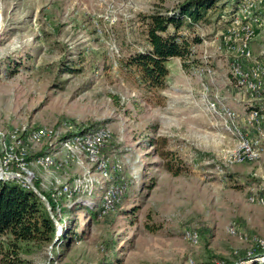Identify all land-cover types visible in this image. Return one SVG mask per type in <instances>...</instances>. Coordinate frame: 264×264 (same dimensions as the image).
<instances>
[{
    "label": "rangeland",
    "instance_id": "rangeland-1",
    "mask_svg": "<svg viewBox=\"0 0 264 264\" xmlns=\"http://www.w3.org/2000/svg\"><path fill=\"white\" fill-rule=\"evenodd\" d=\"M172 5L0 0V129L46 128L53 141L85 126L109 133L98 154L105 177L85 158L79 164L62 153L55 155L57 170L28 168L40 194L42 184L56 186L83 175L93 181L84 186L91 194L59 197L69 211L60 222L54 218L61 229L56 227L53 245H19L24 252L17 250V256L27 264L264 262V153L257 149L249 160H232L236 138L209 114L206 99H222L245 137L258 136L244 122L249 108L229 84L224 59L206 49L211 78L200 60L201 39L210 42L215 28L241 32L230 29L234 22L244 32H264V0H241L230 17L196 26L189 33L200 39L191 48L194 64L181 68L176 58L164 62L163 101L155 104L120 68V60L142 44L140 17ZM230 8L226 3L225 10ZM262 48L264 37L250 44L254 56ZM160 138L180 162L176 176L163 169L164 160L148 145L149 140L160 145ZM48 144L27 145L26 153L48 152ZM53 144L58 151L59 143ZM107 190L112 194H103ZM90 208L98 213L94 218L87 216ZM64 228L69 233L62 237Z\"/></svg>",
    "mask_w": 264,
    "mask_h": 264
},
{
    "label": "trees",
    "instance_id": "trees-1",
    "mask_svg": "<svg viewBox=\"0 0 264 264\" xmlns=\"http://www.w3.org/2000/svg\"><path fill=\"white\" fill-rule=\"evenodd\" d=\"M158 1L160 3L173 1V5L169 8L160 6L140 17L142 44L138 48L126 50V54L121 56L120 68L135 77L149 100H153L155 104H162L163 97L159 93L164 88L167 76L164 62L176 58L181 68L188 66L187 63L194 64L191 48L198 45L200 39L193 33L189 36V33L195 32L196 26L207 25L211 20H219L221 16L230 17L241 0H223L222 4H218L221 0ZM226 3L231 5L229 12L225 10ZM95 128L85 126L77 133L88 132ZM159 142L160 145H156L155 140H149L148 145L153 149L154 155L164 160L163 169L173 176L178 175L182 171L180 162L165 149V138H160ZM45 153L46 151L40 152L36 156ZM41 195L48 203L54 218L60 222L61 217L69 209L62 206L61 198L54 201L50 194L41 192ZM74 207L80 209L87 206L75 203ZM97 214L93 210L87 216L94 218ZM56 231L44 202L30 189L21 188L13 181H0V264H27L17 256V250H23L19 245L51 244L55 239ZM68 233L64 228L62 237ZM57 239L55 245L59 243L61 236ZM253 264H264V262Z\"/></svg>",
    "mask_w": 264,
    "mask_h": 264
},
{
    "label": "built area",
    "instance_id": "built-area-1",
    "mask_svg": "<svg viewBox=\"0 0 264 264\" xmlns=\"http://www.w3.org/2000/svg\"><path fill=\"white\" fill-rule=\"evenodd\" d=\"M232 27L241 26H234L231 23L230 29ZM262 37L264 32H214L210 42L201 39L200 60L204 65L206 76L211 78L212 75L211 69L206 66L207 60L211 57L206 49L212 47L214 52L225 61L229 84L240 96L241 101L248 105L249 109L244 115V122L249 127H253L258 136L253 140L245 137L236 126L234 112L222 102V99L214 95L205 100L209 114L221 119V128L234 134L236 138L235 148L231 153L232 160L235 162L257 156L255 152L257 149L264 153V49L259 51L258 56H254L250 50L253 40ZM52 138L51 130L46 128L29 129L24 126H15L8 130L0 129V181H13L21 188L30 189L29 184L33 185L32 182L37 177L28 168L57 170L61 164L56 162L55 155L59 153H62L66 159L79 164L85 158L90 164L96 166L100 178L107 175L106 164L98 160L100 149L109 139L106 129L100 127L88 132H76L57 137L54 141ZM41 141H49L48 152L40 156H29L25 147L36 145ZM55 142L59 143V147L58 151L53 152ZM92 181L93 179L88 175H83L69 183L56 186L42 184L41 189L56 201L59 197L72 198L74 194H91L89 190L84 189V186ZM103 194H112V192L107 190ZM259 202L261 203V200ZM56 211L59 212L58 209Z\"/></svg>",
    "mask_w": 264,
    "mask_h": 264
},
{
    "label": "water",
    "instance_id": "water-1",
    "mask_svg": "<svg viewBox=\"0 0 264 264\" xmlns=\"http://www.w3.org/2000/svg\"><path fill=\"white\" fill-rule=\"evenodd\" d=\"M28 184H29V182H28ZM29 187H30V190L38 197V198H40L43 202H44V205H45V207H46V211H47V213H48V215H49V218L54 222V224L56 225V227L58 228V231L61 229L60 228V226H59V224L56 222V220L54 219V217L52 216V214H51V211H50V208H49V206H48V203L45 201V199H44V197L31 185V184H29ZM58 234H56V236H57ZM54 242H55V240L50 244V245H53L54 244Z\"/></svg>",
    "mask_w": 264,
    "mask_h": 264
},
{
    "label": "crops",
    "instance_id": "crops-1",
    "mask_svg": "<svg viewBox=\"0 0 264 264\" xmlns=\"http://www.w3.org/2000/svg\"><path fill=\"white\" fill-rule=\"evenodd\" d=\"M216 24H218V21L216 22ZM214 29V28H213ZM220 30H218V29H214V32H219ZM242 32V31H241Z\"/></svg>",
    "mask_w": 264,
    "mask_h": 264
},
{
    "label": "bare ground",
    "instance_id": "bare-ground-1",
    "mask_svg": "<svg viewBox=\"0 0 264 264\" xmlns=\"http://www.w3.org/2000/svg\"><path fill=\"white\" fill-rule=\"evenodd\" d=\"M233 24H234V22H233ZM234 26H236V25L234 24ZM240 28H242V32H244L243 26H241ZM232 32H233V29H232Z\"/></svg>",
    "mask_w": 264,
    "mask_h": 264
}]
</instances>
